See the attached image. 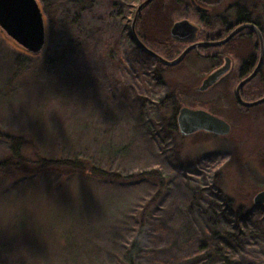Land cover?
I'll return each instance as SVG.
<instances>
[{"label": "rangeland", "instance_id": "obj_1", "mask_svg": "<svg viewBox=\"0 0 264 264\" xmlns=\"http://www.w3.org/2000/svg\"><path fill=\"white\" fill-rule=\"evenodd\" d=\"M36 1L45 27L39 55L25 53L0 29V164L11 155L3 137L14 136L24 141L27 167L39 159H80L127 180L13 168L0 173V264H121L142 219L148 229L170 230L148 236V250L175 247L172 227L185 222L179 212L192 196L217 192L216 175L235 207L255 206L253 198L264 191V103L242 110L221 87L193 95L209 63L189 56L159 70L125 36L130 16L124 22L108 17V0ZM120 3L128 15V1ZM168 10L152 18L151 39L162 33L164 40L162 31L178 20ZM156 48L171 53L170 46ZM156 73L183 93L180 109L224 120L230 134L160 137L148 124L168 92L157 86ZM255 90L252 99H259L264 82ZM149 171L161 173L162 190L137 176ZM160 253L144 262L163 259Z\"/></svg>", "mask_w": 264, "mask_h": 264}, {"label": "trees", "instance_id": "obj_2", "mask_svg": "<svg viewBox=\"0 0 264 264\" xmlns=\"http://www.w3.org/2000/svg\"><path fill=\"white\" fill-rule=\"evenodd\" d=\"M76 2L80 3V0H76ZM156 2L152 3L150 8ZM165 31L167 37L168 27L162 32ZM145 59L146 61L151 60L148 56ZM154 64L159 70L164 68L160 63L155 62ZM158 77L160 74L156 73L154 80L157 86L167 87L168 92L154 104L155 109L152 110L154 116L149 119L148 124L153 129L158 128L159 136L168 140L170 136L178 132L175 118H177L180 104H182L183 94L179 92L177 86L170 84L166 86L162 78ZM3 138L10 145L11 155L4 163L0 164V173L13 168L19 172L34 170L33 174L66 172L65 174L70 176L89 174L102 180H127L119 174L106 172L98 166L90 167L80 159H39L32 163V166L27 167V164L21 159L23 139L14 136ZM137 176L140 180L153 181L159 190H162L164 179L159 171L142 172ZM203 179L206 181L208 178L205 176ZM212 179L215 184L213 189L217 192L205 195L203 191L199 199L192 196L189 207L185 211L179 212L184 215L185 222L183 225L172 227V234L177 236L175 247L164 245L162 248L148 250V236H155V238L160 235L169 236L170 230L165 231L154 226L151 227L152 229H148L143 225L145 223L142 219L133 242L125 249L124 262L122 263L146 264L144 262L145 255H158L161 254L160 252H164L163 259L156 256V259H150L149 264H264V205L254 206L251 209L235 207L234 201L223 194L217 186L219 177L216 175Z\"/></svg>", "mask_w": 264, "mask_h": 264}, {"label": "flooded vegetation", "instance_id": "obj_3", "mask_svg": "<svg viewBox=\"0 0 264 264\" xmlns=\"http://www.w3.org/2000/svg\"><path fill=\"white\" fill-rule=\"evenodd\" d=\"M120 1L108 0V3L105 4L108 17L115 20L122 18L124 22L128 20L127 16H130L129 23L125 26V36H127L129 43L140 55L148 56L158 63L153 57L141 50L131 31L133 15L143 0L135 6L132 5L135 0H122L123 2L128 1V15L125 14ZM156 1L159 3L158 6L156 5L157 7H154L159 8L158 11L166 13L170 9L171 14H175L173 16H176L178 20L173 24L169 22L171 27L167 37L164 35V40L159 37L162 33L161 35L158 34L159 36L155 35L156 39H151L146 30L150 28L148 25H151L152 18L155 19L157 15H160L154 7L150 8L151 3L143 10L136 24L137 37L143 44L168 60L177 58L184 49L191 45H199L187 54L181 63L189 56H194L195 61L193 63H209L208 72L204 73L203 76L205 77L200 85L210 74L224 68H226V72L208 90L199 92L200 85H198L192 94L199 96L221 87L229 92L238 108L245 111L251 109L240 105L234 94L237 86L254 74V77L245 83L240 90V95L243 100L248 102L258 100L252 99V97L256 93L257 84L264 82V0H155L154 2ZM161 2L162 5H160ZM166 6L169 8L165 9ZM180 22H187L186 24L191 26L193 29L192 39L176 40L171 36L172 27ZM166 38L168 39L165 41ZM156 46L158 48L170 46L171 49L168 50L171 53L164 54V56ZM179 47L181 48L177 53ZM187 94L190 96L189 93ZM262 97L264 95H261L259 99ZM177 118H175L176 123ZM227 124L231 132V126L229 123ZM177 129L179 132L178 124Z\"/></svg>", "mask_w": 264, "mask_h": 264}, {"label": "water", "instance_id": "obj_4", "mask_svg": "<svg viewBox=\"0 0 264 264\" xmlns=\"http://www.w3.org/2000/svg\"><path fill=\"white\" fill-rule=\"evenodd\" d=\"M155 0H143L135 11L131 25L132 35L138 46L146 54L153 57L158 63L165 67H175L184 60V58L193 49L199 45H191L184 49L177 58L168 60L158 53L151 50L137 37L136 24L145 8ZM41 9L36 0H0V29L14 44L31 56L39 55L45 43V27ZM180 22L174 24L171 29V36L176 40L192 39L193 29ZM206 46V45H205ZM261 64V63H260ZM226 72V68L210 74L198 88L199 92H204L213 86L219 78ZM254 77V74L242 81L236 88L235 97L240 105L246 108H253L264 103V97L255 101H245L241 98L240 90ZM177 124L180 134L183 137H189L197 132H206L215 136H227L230 133L229 125L223 120L214 117L204 110H194L182 108L179 111ZM255 206L264 205V191L258 193L253 198Z\"/></svg>", "mask_w": 264, "mask_h": 264}]
</instances>
